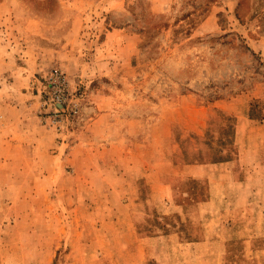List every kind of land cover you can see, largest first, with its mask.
Listing matches in <instances>:
<instances>
[{
	"label": "rangeland",
	"instance_id": "obj_1",
	"mask_svg": "<svg viewBox=\"0 0 264 264\" xmlns=\"http://www.w3.org/2000/svg\"><path fill=\"white\" fill-rule=\"evenodd\" d=\"M54 69L81 100L60 127ZM248 110L264 124V0H0V264H264L231 213L264 193L225 203L219 246L190 247L211 186L173 169L237 153Z\"/></svg>",
	"mask_w": 264,
	"mask_h": 264
},
{
	"label": "crops",
	"instance_id": "obj_2",
	"mask_svg": "<svg viewBox=\"0 0 264 264\" xmlns=\"http://www.w3.org/2000/svg\"><path fill=\"white\" fill-rule=\"evenodd\" d=\"M220 107L223 112L228 114L231 113V111L227 110L226 105ZM241 114V116H237L238 123L235 137V148L237 149V153L224 150L223 158L217 162L187 163L184 166L173 164L174 166H177L173 169L185 179L208 181L211 186L209 199L203 202L198 210L200 211L202 218H205V223L200 232L201 237L198 240L188 243L190 247L205 248L212 245L219 246V241L214 242L215 232L220 231L222 220H227L228 211L224 208L225 203L231 200L234 202L250 201L252 200L253 195L255 197V195L264 193V124L255 123V121L249 116V110L245 114ZM25 119L28 120V125L26 126H29L32 122H36V120L31 117ZM153 151L156 152L155 150ZM157 172L159 175L161 174L160 168ZM153 174L156 176V167L153 169ZM123 177L127 178L128 184L132 185L140 183V178L137 176L134 178L125 173L123 174ZM130 178L134 179L130 180ZM250 182H256L260 189L255 187L252 191L247 190V185ZM233 186L239 189L238 194L249 193L248 196H220L221 192H219V188L222 187V191L226 193L227 189ZM168 187L172 189L171 185H168ZM158 199L159 198L153 196L154 202L158 201ZM256 199L264 201V196H259ZM165 200L166 198H163V201ZM218 202H221L222 204L219 205ZM216 203L218 205H216ZM257 207L258 204L255 205L254 209L250 208L248 211L242 212L240 204L236 203L233 208L234 210L231 213L233 215L237 214L235 216L237 218H250V229L247 231H250V234H255L253 235L254 237H264V210L258 212L259 209ZM210 208L211 212H209ZM262 209H264V206ZM179 214L184 215V210L181 209ZM245 243L247 247L253 246L252 240Z\"/></svg>",
	"mask_w": 264,
	"mask_h": 264
},
{
	"label": "built area",
	"instance_id": "obj_3",
	"mask_svg": "<svg viewBox=\"0 0 264 264\" xmlns=\"http://www.w3.org/2000/svg\"><path fill=\"white\" fill-rule=\"evenodd\" d=\"M42 91L47 97L44 108L52 125L60 127L81 114V100L74 98L70 79L64 72L58 69L50 72L44 79Z\"/></svg>",
	"mask_w": 264,
	"mask_h": 264
}]
</instances>
